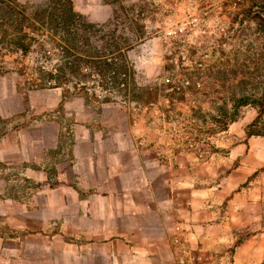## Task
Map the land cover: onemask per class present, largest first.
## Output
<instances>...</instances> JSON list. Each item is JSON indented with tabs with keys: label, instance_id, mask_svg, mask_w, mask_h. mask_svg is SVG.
I'll list each match as a JSON object with an SVG mask.
<instances>
[{
	"label": "crops",
	"instance_id": "obj_1",
	"mask_svg": "<svg viewBox=\"0 0 264 264\" xmlns=\"http://www.w3.org/2000/svg\"><path fill=\"white\" fill-rule=\"evenodd\" d=\"M26 17L0 16V51L23 54L1 42ZM23 70L0 62V264H264V134L170 150L145 115Z\"/></svg>",
	"mask_w": 264,
	"mask_h": 264
},
{
	"label": "rangeland",
	"instance_id": "obj_2",
	"mask_svg": "<svg viewBox=\"0 0 264 264\" xmlns=\"http://www.w3.org/2000/svg\"><path fill=\"white\" fill-rule=\"evenodd\" d=\"M23 2L0 0V16L34 18L22 24L25 39L7 28L3 48L26 51L1 50L0 62L22 65L26 79L51 74L53 84L145 115L170 150L203 148L232 124L264 134V0ZM45 6L53 10L36 11ZM69 12L84 19L66 33L59 19Z\"/></svg>",
	"mask_w": 264,
	"mask_h": 264
},
{
	"label": "trees",
	"instance_id": "obj_3",
	"mask_svg": "<svg viewBox=\"0 0 264 264\" xmlns=\"http://www.w3.org/2000/svg\"><path fill=\"white\" fill-rule=\"evenodd\" d=\"M53 6H56V5H53ZM47 6H45V7H43V9H37L36 11L37 12H42L44 15H46V14H48V12L49 11H52L53 10V7H51V8H49L48 9V7L46 8ZM56 8V7H55ZM68 14H73V13H71V12H69ZM64 15V14H63ZM75 16H78V19L80 18V16L79 15H76V14H73V15H69V16H63L62 18H60L59 20H60V23H61V25H62V30H63V32H66V33H68V31L69 30H72L73 29V26H75V27H78V25H79V22H77V21H71V22H68V20L71 18V17H75ZM47 17H48V19L46 20L47 22L50 20V18L52 19V15L49 13V15H47ZM80 25H81V27H82V22H80ZM83 27H84V25H83ZM23 38L25 39V36H27L24 32H23ZM23 38H21V39H19L20 41L21 40H23ZM20 48H22V52L24 53L25 51L23 50V46H20ZM65 51H67V50H65ZM119 69L120 68H118V70H117V72H118V76H119V74H122L123 73V77L125 78V80H126V77H127V75H126V70H122L121 71V73L119 72ZM61 72H62V70H61ZM63 73V72H62ZM47 76L50 78V79H52V77H53V75H51V74H47ZM118 85L119 84H122V83H117ZM148 90L149 89H146V93L144 94V95H146L147 97H150V94H151V92H148ZM142 91V90H141ZM150 91V90H149ZM138 98V97H137ZM147 99V98H146ZM138 100H140L141 102H142V98L141 97H139V99Z\"/></svg>",
	"mask_w": 264,
	"mask_h": 264
}]
</instances>
